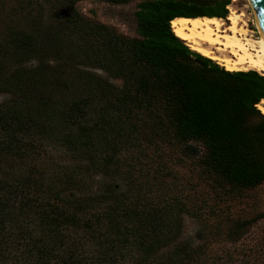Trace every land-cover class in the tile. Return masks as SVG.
<instances>
[{
    "label": "trees",
    "instance_id": "16d2710c",
    "mask_svg": "<svg viewBox=\"0 0 264 264\" xmlns=\"http://www.w3.org/2000/svg\"><path fill=\"white\" fill-rule=\"evenodd\" d=\"M50 1L69 8L56 27L11 30L1 44L0 264H161L185 205L131 200L117 187L87 192L86 171L117 174L118 144L144 136L198 147L227 197L264 185V75L226 71L172 30L177 18H227L229 0H89L138 1L135 39L85 20L75 10L85 0ZM39 141L87 166L39 172L28 164ZM260 219L264 211L236 222L231 236ZM177 250L168 264H204L197 250Z\"/></svg>",
    "mask_w": 264,
    "mask_h": 264
},
{
    "label": "rangeland",
    "instance_id": "374dc122",
    "mask_svg": "<svg viewBox=\"0 0 264 264\" xmlns=\"http://www.w3.org/2000/svg\"><path fill=\"white\" fill-rule=\"evenodd\" d=\"M229 1L227 14H230L231 8L244 12L246 29L259 38L257 19L249 1ZM21 2L25 4V0H0V55L5 53L1 44L7 42L11 30L50 29L56 27L69 11V8L50 0H29L31 3L27 6L21 5ZM137 4L138 1L114 5L85 0L76 3L75 10L90 23L110 28L122 37L135 39L138 37L134 17ZM35 64L31 61L23 66L29 68ZM8 67L11 70L16 65L9 63ZM87 70L117 87L121 86L119 79L110 78L101 70L91 67ZM8 98L9 95L0 93V104ZM127 140L118 144L117 174L110 172L103 175L96 169L86 171V191L117 187V190L130 191L127 198L131 200L139 198L153 204L180 200L187 209L181 215V232L175 242L158 252V262L170 263V257L174 258L179 246H189L191 250H197L198 255L193 256L197 262L204 264H264V219L247 226L233 237L230 232L236 222L253 218L264 211V185L234 198L227 197V193L218 188L199 166L198 147H174L170 142L155 145L144 136L138 139L129 137ZM32 147L37 152L28 164L37 166L38 171L45 175L87 166V162L44 141L35 142ZM77 235H72V238L76 239Z\"/></svg>",
    "mask_w": 264,
    "mask_h": 264
},
{
    "label": "bare ground",
    "instance_id": "6f19581e",
    "mask_svg": "<svg viewBox=\"0 0 264 264\" xmlns=\"http://www.w3.org/2000/svg\"><path fill=\"white\" fill-rule=\"evenodd\" d=\"M171 27L192 51L216 62L226 71H256L264 75V38L259 25V38L246 29L244 12L231 8L226 20L177 18ZM258 108L264 114V100Z\"/></svg>",
    "mask_w": 264,
    "mask_h": 264
},
{
    "label": "water",
    "instance_id": "95a60500",
    "mask_svg": "<svg viewBox=\"0 0 264 264\" xmlns=\"http://www.w3.org/2000/svg\"><path fill=\"white\" fill-rule=\"evenodd\" d=\"M264 38V0H248ZM264 47V42H263Z\"/></svg>",
    "mask_w": 264,
    "mask_h": 264
},
{
    "label": "flooded vegetation",
    "instance_id": "af4514ba",
    "mask_svg": "<svg viewBox=\"0 0 264 264\" xmlns=\"http://www.w3.org/2000/svg\"><path fill=\"white\" fill-rule=\"evenodd\" d=\"M225 20H226V18H225ZM229 24V23H228Z\"/></svg>",
    "mask_w": 264,
    "mask_h": 264
}]
</instances>
